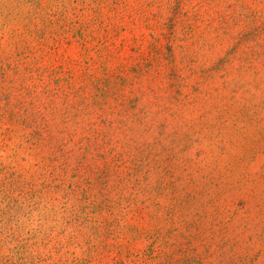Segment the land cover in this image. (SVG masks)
<instances>
[{"label": "rangeland", "instance_id": "374dc122", "mask_svg": "<svg viewBox=\"0 0 264 264\" xmlns=\"http://www.w3.org/2000/svg\"><path fill=\"white\" fill-rule=\"evenodd\" d=\"M157 1L0 0V86L6 81L14 104V88L41 78L52 86L79 77L77 88L85 73L103 78L96 42L89 54L70 43L74 33L53 31L41 46L49 30L39 20L26 33L35 3L59 26L60 16L92 23L124 8L114 24L133 33L111 62L100 61L127 67L122 105L104 111L93 89L85 103L40 95L37 123L58 141L46 137L43 147L12 116L0 122V264H264V0H188L177 11L163 0L160 13L146 6ZM187 21L211 42L220 34L221 44L170 61L164 36L172 23L179 38L191 36ZM34 57L41 66L32 68ZM173 66L180 88L168 80ZM82 190L118 204L97 230L78 231L71 220Z\"/></svg>", "mask_w": 264, "mask_h": 264}, {"label": "trees", "instance_id": "16d2710c", "mask_svg": "<svg viewBox=\"0 0 264 264\" xmlns=\"http://www.w3.org/2000/svg\"><path fill=\"white\" fill-rule=\"evenodd\" d=\"M101 1L103 4L107 6V3L109 0H98ZM188 0H166V3L169 4L170 9L172 11L177 10H183L186 6V3ZM172 3H177L176 6H173ZM21 6V2L19 3ZM172 5V7H171ZM146 6H149L151 9H157V11L160 13L164 9L163 0H158L157 2L148 3ZM22 7V6H21ZM110 8V7H109ZM113 8V7H112ZM143 9V8H142ZM45 8L42 6V3L37 2L34 4V9L32 11L25 12V20L28 22V28H26L28 32H33L32 25L36 24L39 20L42 27H45L46 25L47 30L52 31L48 33L49 31H44L46 33H42L40 37H38L37 41L42 46L44 45V37L50 38V35L54 36V32L56 33H64V35L67 33L73 34V40L70 41V43H77L81 46V49L85 52H89L91 54L92 52L89 51L90 47L93 43H97L99 46V56L100 58L97 59L99 66L98 69H101L103 78L95 77L94 75H87L86 73L83 77V79H86L87 82L83 86L76 87L74 82L79 81V77H72L67 79H60L58 78L56 81L50 85V83H47L45 79H39L38 85L36 86H23L21 88L17 87L14 88L12 91L14 93L18 92V99L17 103L14 104L13 101L10 99V97H6L5 95H9V93H6V86L5 82L3 85L0 86V100L5 101V106H0V122L2 120H7L9 118L8 116H12V122L14 125H17L19 127H28L30 128L29 134V140H31V144L39 147H43V145L46 142V137L48 138L47 141H50L52 143L58 144V141H55L54 136H48L46 134L47 131L45 129H42L40 127V124L37 123V120L39 119V112H40V106L37 104L40 95L50 97L51 99H54L58 97L59 94H64L66 96H73L79 98V101L81 103H85L90 99V95L88 90L93 89L94 91L97 90V95L100 97L102 101V107H104V111H107V109L110 107L112 101L115 103L123 104L122 103V97L120 95V92L124 89L129 88V80L127 77L128 69L125 65L119 66V68L112 70L109 69L105 65H101L100 61L105 59L106 61L111 62L113 58H115V54L118 51H123L126 49V39L129 38L130 35L133 36L132 29H129V27L122 26V25H115L114 22L119 19V21L124 20L123 12H125L124 8L113 9L109 17L106 19H101L99 21H93L92 23H82V22H74L69 23L67 22V18L64 16H60L58 18V23H62L61 26L57 24V20L55 21L50 16L45 15L44 13ZM111 11V9H110ZM144 12V11H143ZM176 15L172 17V20L174 19ZM138 17V16H137ZM13 21H18L16 17L11 16ZM134 19V18H131ZM189 22L188 26L190 29H192L191 32L193 34L191 36H183L179 38V30L178 25H175L172 23L171 32L168 35H165L164 38L167 41V47L171 51L170 55V61H175L177 58V52H187L188 49L194 46L201 45L202 47H216L217 45L221 44V37L220 34L217 35L216 41H209L207 40L206 35L201 34V32L196 33V25L194 21H187ZM31 27V28H30ZM58 27V28H57ZM25 29V30H26ZM36 30L40 32V24H37ZM135 30V28H134ZM20 31L19 29L15 30L16 33ZM54 31V32H53ZM104 33L101 37L98 35L99 33ZM23 32L21 34V38L23 40L24 37ZM49 34V36H47ZM125 34H127L125 36ZM17 35V34H16ZM56 36V35H55ZM17 37V36H15ZM66 38V37H65ZM25 39V38H24ZM63 39L60 38L59 42ZM163 38L159 37V39L162 41ZM21 40V41H22ZM155 45V42H151L149 44V48L153 49ZM140 47V46H138ZM233 51V50H232ZM231 51V52H232ZM163 54V53H162ZM161 58L157 59L159 63L163 60H167L168 56H162ZM87 55V54H85ZM167 55V54H166ZM88 56V55H87ZM89 61H91L94 58L87 57ZM36 57H34V63L35 65L33 67L41 66V63L38 61ZM161 64V63H160ZM140 64H137L136 67H139ZM142 71V69H141ZM89 73V71H88ZM139 75V74H137ZM43 77V75H40ZM182 76L178 74V70L176 66H173L171 70L168 72V80L171 83V86L173 88L177 87L180 88V84H182ZM66 80V81H65ZM38 86V88H36ZM5 91V94H4ZM4 94V95H3ZM25 96L32 97V105L30 106L27 104ZM74 97V96H73ZM21 98V99H20ZM25 100V101H24ZM110 102V103H109ZM107 107V108H106ZM14 114H13V113ZM10 121V120H8ZM34 124V126H33ZM32 129V130H31ZM62 143H66L63 139L60 140ZM67 144V143H66ZM65 144L60 145L59 144V153H62L63 146ZM63 150V151H62ZM67 151V150H66ZM78 185V184H77ZM73 188H76V194L78 195L79 191H81V188L77 187L76 185H72ZM73 190V189H72ZM74 191V190H73ZM84 195L80 200L77 201V209H74L75 214L73 213L72 221L75 222L76 230L78 231L82 228H93V229H99L102 227V225H105L108 221H101L104 216L115 214L118 210L117 203L114 202L112 197H105L102 195L101 197H94L87 195L86 191L82 190ZM117 208V209H116Z\"/></svg>", "mask_w": 264, "mask_h": 264}]
</instances>
